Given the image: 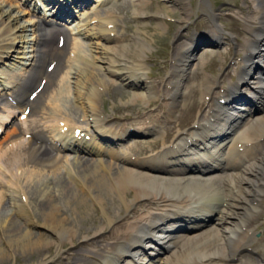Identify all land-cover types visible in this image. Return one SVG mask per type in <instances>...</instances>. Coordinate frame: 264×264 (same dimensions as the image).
<instances>
[{
	"label": "bare ground",
	"instance_id": "1",
	"mask_svg": "<svg viewBox=\"0 0 264 264\" xmlns=\"http://www.w3.org/2000/svg\"><path fill=\"white\" fill-rule=\"evenodd\" d=\"M31 1H33L34 6L32 10H38L39 6L37 4H41L42 0ZM45 1L52 7H55V10L60 5L67 8L79 5L78 8L85 9L89 2V0H83L82 3L78 2L79 0ZM67 1L68 3L66 4ZM174 1L179 2L181 5L183 4V0ZM254 2L257 6L255 9L256 17H253L256 24L253 27H249L251 38L247 40L246 44L241 40L238 41V44L243 46L244 57H240L242 64L241 61L240 64H237L240 66L235 73L237 77L236 82L225 86L223 93L216 98L212 95V89L217 85L216 83L219 80L211 79V82L209 80L204 81L203 95L208 99L200 103L197 102L200 113L194 116L196 119L195 129L196 131L198 130L197 133L200 132L203 136L195 138L189 134L186 137L183 135V132L174 131L175 125L168 126L167 132L164 138L161 139V142L156 139L148 140L141 146L126 144V146H122L123 153L113 150L116 148V141H121L125 134L129 136L130 132L127 130L132 123L124 122L121 125L114 121L107 125L103 122L107 120L104 114L105 110H99L98 105L100 103H97L103 100L102 90H105V88L111 91L113 95L122 91L119 87L114 86L115 83L112 79H109L102 73L101 66H98L95 70H92L91 68L93 67H90L96 65L95 63L98 60L106 63L107 68H105V71H107L109 77L110 75L115 76L121 68L128 67L127 60L122 57L125 56L127 58L125 53L118 54L116 58L106 57L105 53H103L105 57H97L94 54L96 51L94 48L99 45L94 40H99L100 38L111 40L110 38L115 36L112 33L113 30L109 27L111 25L115 26L113 20L107 18L103 21L106 16H109V12L104 10V14H101L102 12L97 13L95 11L93 13L94 18H92V15L91 17L88 15L78 28V33L87 38V41L84 40L81 43L82 46L77 42H72L68 47V40L65 36L61 37L59 36L60 34L57 35L54 31L43 27L40 22L36 21L37 19H29L26 23L18 24L19 16H12L9 13V9H4V4L0 2V61L4 57L13 55V52L17 50V46L26 45L22 47L25 50L22 53L25 55L17 57L24 59L21 62L25 65L24 68H19V70L16 68L14 74H11L14 77L13 80L11 78L12 82H9L10 90H3L2 86L0 89V104L4 101V95L12 96L11 99L17 104L14 107L19 114H23L22 119L26 122V126L24 127L21 122L16 121V114L10 121H4L8 118V114L4 118H0V130L4 127L0 136V177H3L5 180V182L0 181V239H14L15 245L22 249V252L27 248L34 250L35 247V250L42 251V246H53L55 241L41 244L38 242V239L43 238L44 234L39 233L34 235V233L25 230V226L40 224L49 229L53 238H57L56 240L60 241L58 242L60 246L63 247L64 238H69L74 243L77 237H83L80 235L83 229H79L78 231L76 223H79L88 214L92 204L93 209L98 205L100 210L95 211L96 214H92V216L87 215V220L89 221L82 220L81 227L91 222L99 229L90 238L91 233H87L83 238L86 240L90 239L91 241L95 236H98L100 229L103 230L104 227H110L109 235L103 238H115L118 241L113 240L110 242L111 239L103 241L102 238L103 242L100 243L96 238L91 242L101 247V250L99 247L98 249H86V251L77 248L81 250L77 251L75 249L74 251L76 252L68 254L67 257L72 258V254H76L78 261L74 263L72 260H75V258H72L67 259V263L62 262L60 264H151L157 255V258H160V264H264V257L260 253L254 259L253 255L242 254L239 251L241 248L246 247L245 240L252 239L249 238L253 234L252 226L247 222L255 218L253 212L256 209V204L264 201V147H262V151L259 150L260 154H257L258 151L252 150L253 147L256 148V143H259V145L260 143L264 144V116L257 118L256 121L250 120L252 122L251 125L247 126L245 123L246 129L243 130V126L240 127L237 122L238 116L241 113L234 116L229 110V104L235 107L237 104L232 103L236 102L231 100L228 104V102L222 101L224 98L226 100L230 99L231 96H233V100L234 98L238 100L237 97H245L248 94L250 106L248 110L244 111L245 113L248 112L246 113L248 115L251 108L259 110L264 104V95H262L264 93V80H262V77H264L262 76L264 75V0H254ZM144 4L145 2H142V5L140 4L141 7ZM64 7L62 8L64 9ZM28 10L25 8L24 12H28ZM60 13H63V11H60ZM43 14L51 16L52 18L49 17L48 19L54 20L52 24L55 28L63 31L62 27H60L62 26L61 20L53 17V13L44 12ZM213 16L216 17V15ZM94 23H96L95 26L93 25ZM29 33L32 37L31 35L30 37L27 35ZM203 42L204 39L198 36V39L193 41L194 45L190 48V51L193 52L196 48H199V45ZM84 44L86 47H83ZM115 48L113 47L112 50L107 48L109 51L104 49V52L117 53ZM141 51H143L142 48ZM190 51H185L186 54L184 52H177L174 56V63L170 73L171 80L169 81L168 91L165 95H163V91L160 89L164 84L165 77H154V86L150 87L151 91H149L146 100L149 105L156 104L162 100L160 103L162 107L164 105L162 103L165 100L164 97H167L170 100V103L167 104L169 106L172 105L171 109L174 110L178 98L185 94L183 90L186 67H189L187 63L190 58ZM228 53L229 51L225 55ZM137 55L135 56L133 75H129L126 79L134 77V81H141V85L148 88L147 85L145 86L146 82L143 80L142 74H140L144 66L139 57L140 54ZM258 57L260 58L258 59ZM73 60H78L80 64L71 62ZM66 67L69 70L66 72L64 81L56 82L57 73H61L60 71ZM2 73L6 76L10 75L5 74V72ZM253 74L256 75L255 82L257 85L255 87L251 86L250 82L246 79L248 75L253 76ZM123 77L126 76L124 75ZM71 78L75 79V81H71ZM150 88L148 89L150 90ZM246 88L248 91H246ZM139 98L142 99L143 97ZM196 100L194 103H196ZM205 102L206 104L208 103L209 108L204 113L201 109ZM146 109L139 110L137 117ZM101 113L104 115V118H101ZM131 113L134 112L130 111L123 118L125 120L134 118ZM80 114H82L84 120L88 121L87 126H90L96 132V139H85V135L88 132L82 133L84 130L80 129H85L84 126H77ZM168 114L169 117H173L171 116V112L166 113V115L163 112L160 117L165 116L166 119ZM231 117H233L232 123H234L228 126V128H231L230 131H233L236 138L233 139L230 149L232 152L238 154L235 159L230 155L225 156L224 162H220V168L222 170L228 169V167L229 169L234 168L238 165L239 161H243L242 175L239 178H229L228 174L225 175V179H223L224 177H190L184 175V172L188 168L174 166V162L176 164L191 162L205 169L208 165L205 161L198 159L199 162H194L193 156L190 154L191 151L188 150V153L184 154V150L186 147L195 146L196 143H199L198 146L204 145L206 147L208 144L207 138H213V134L218 136L217 132L224 131L226 129L225 125L229 120L228 118ZM235 117L237 118L235 119ZM154 118L156 119L154 115H149L146 118L147 123L152 122ZM137 126H140L138 122ZM116 127H118L117 130ZM65 128H67L66 131L64 130ZM145 129L151 131L154 129V133L157 132L155 127L149 125H146ZM19 134H24L26 139L17 140ZM194 134L197 135L196 132ZM170 137H172L171 140H169ZM219 140L216 139V141H219V144L217 142L213 145L216 148L224 142L225 138L222 136ZM91 141L93 145L90 143ZM168 141L169 143L166 145ZM74 145L76 147H72ZM71 147L72 149H84L90 153H107L106 155L112 157L115 161L100 158L94 159L97 157L79 159L77 156H72V159L68 160V167L63 166L66 169L65 173H57L56 171L60 170L57 168L66 159L62 155L63 149H71ZM151 149L159 150L154 154L146 152ZM191 149L193 150L194 147H191ZM240 149H243V151L239 153ZM127 151L138 155L141 154L143 157L131 158L125 154ZM179 154L181 156H178ZM218 155H222V153ZM183 156L188 157L187 159H183ZM227 157H230L232 161L231 159L229 161ZM156 165L166 166L155 167ZM141 169H150V171L159 174L175 173L182 176L178 178L157 176L148 172L144 173ZM17 171H20L21 174L17 175ZM46 173H52V175L50 176ZM230 180L235 181V188L228 190L231 186ZM244 183L249 185L248 190L243 186ZM6 184H9L8 187L13 186L16 189L19 197L17 200L10 198L9 201V199H6ZM216 184H218V188L222 184L223 186H221L226 192L230 193L229 196L224 197L225 199L218 203L224 204L227 212H223L222 217L218 219L217 224L220 226L219 228H215L216 234L207 229L201 233L182 237L180 235L176 236L175 232L173 233L170 230H163L167 233L164 236L169 237L167 238V244H165V249L168 250L169 255L162 259L158 254L159 251H154L155 248L152 247V244H148L149 246L146 244V242L156 243L165 238L156 237L153 232H162L165 226L164 223H166L163 222L165 219L173 220L168 223L170 228L178 226L176 222L178 220L179 224L186 221L184 223H188L189 226L204 220L201 217L198 220L189 222L191 220L189 215H181L182 212L178 209H182L181 207L186 205H194L197 207L193 211L195 214H188L193 218L195 215L199 217L203 210L208 211L207 197L209 195L208 191L211 189H207ZM89 200L92 201L91 204ZM10 203H13V205ZM144 204L148 205L151 209L148 210L145 216L140 217L139 221H137L138 219H134V221L126 220V217L125 221L118 222V225L115 227L111 226L113 220L122 217L125 213L129 214L127 212L129 208L135 209L140 205L144 206ZM117 208H119V211L117 214H113L112 210L114 211ZM138 208L134 211L133 216H141ZM231 208H234L235 211L230 210L231 212H229L228 210ZM154 210L157 213H153ZM100 212L101 217H98L97 215ZM217 212H221V210L218 209ZM69 213L71 217L67 215ZM203 216L209 218L207 215ZM78 217H81V219ZM184 218L188 220H184ZM209 220H212V217ZM161 226L162 229H160ZM84 231L87 232V230ZM139 233L141 235L137 237ZM114 242L115 244H113ZM142 242L145 243L142 244ZM161 242L164 244L163 240ZM151 247L152 250H147L151 249ZM15 250V248L9 251L7 249V252L6 249L1 250L0 261L4 255L14 256ZM107 250H111L112 253L109 252L110 254H107ZM54 264H57L55 260Z\"/></svg>",
	"mask_w": 264,
	"mask_h": 264
},
{
	"label": "rangeland",
	"instance_id": "2",
	"mask_svg": "<svg viewBox=\"0 0 264 264\" xmlns=\"http://www.w3.org/2000/svg\"><path fill=\"white\" fill-rule=\"evenodd\" d=\"M98 1L99 2H97V0L95 1L91 0L89 2L90 6L84 9L83 13H81L82 11H79L77 13V18L75 19L76 21H79L80 19H84L82 15H81L82 18L79 19L78 15H80L81 13V14H84V16H87L93 11L94 7L95 8H94L93 13L97 10H98L97 13L102 12L101 14H104L103 13L104 10L108 11L109 16H106V18L103 19V21H105L107 18L113 20L116 27L114 25H111L109 27L113 30L112 33L113 35L115 34V36H112L110 38L111 40H104L103 38H100L101 40L100 39L94 40V42L99 44L98 47L94 48L96 49L94 54L97 57H105V54H106V57H110V58L111 57L116 58L117 55L121 53H125L127 56V58L125 56H122V57H124L127 60L128 67L123 68V69L121 68V70H119V72L116 73L115 76L110 75L109 77V74L107 75V71H105V68H107V65L106 63H103L100 60L96 61L95 63L96 65L90 66V67H93L91 68L92 70H95L98 66H101L102 73L106 75V77H108L109 79H112V81H114L115 83L114 86L119 87L122 91V92H119L118 94L113 95L111 91L107 90L106 88L105 90L104 89L102 90L103 100L98 101L97 103L98 104L100 103L98 105V109L101 111L105 110L104 114L107 116V117L105 116L107 120L103 122L106 123L107 125L111 124L114 121L116 123H120L121 125H123L124 122L126 123L131 122L132 125L130 126L136 129L134 131L135 134L127 136L126 138H122L121 142L118 145H116V148L117 149L119 148L118 149L119 153L121 152V150H123L122 146H126V144H133V146H141L144 142H147L148 140H156V139L157 141L161 142V139L164 138L167 132L168 126L175 125V128H174L175 132L177 131L185 132L186 130H188V128L194 124V121H195L194 116L198 115V112L200 113L199 104H197V102L200 103L208 99L204 97L203 95V88H204L203 85H204L205 80L207 81L209 80V82L215 79L219 80L216 83L217 85L212 89L213 95L215 96L222 94L223 88L225 86L230 85L232 82L233 83L236 82L237 77L235 76V73L237 71V68L240 66L237 64H240L241 58L244 57V53H243L244 51L242 48L243 46H240L238 44V41L241 40L244 42V44H246L247 40L251 38L249 27L250 26L253 27L256 24L255 18H253V17H256L255 9L257 7L254 4L255 3L254 0H183L182 5L179 4V2H175L174 0H106V1L98 0ZM0 2L4 4L3 5L4 9H9V13L12 16H17V15L19 16L18 24L26 23L30 19V11L24 12L26 6L23 4V0H0ZM100 2L102 3L104 2V3L101 4L100 6ZM142 2H145L143 7H141ZM124 3H128V4H124ZM85 10L86 12H88V14L85 13ZM137 12H139V14H137ZM213 15H216V17H214ZM94 17H95L94 14H92V18ZM248 17H249V20H248ZM80 23H82V20ZM194 33H197V34H194ZM198 34L200 35L205 34V36L207 37H203L204 42L201 45H199V48H196V50L191 52L190 51L191 50L190 48L192 47L191 41L193 43V41L198 39V36H199ZM27 35H29L30 37L31 34L29 33ZM208 37H211V38L209 39ZM84 40L87 41V38H84L83 36H72L70 37L69 42L77 41L82 46L81 43H83ZM25 46L26 45L17 46L16 48L17 50L13 52V55L4 57L3 60L0 61V83L5 82L7 80L4 78L7 76L4 75L2 72H5V74H14V71L11 69L21 66V62L24 61V59H20L17 57L25 55L24 53H22V51L25 52V50H23L22 48ZM84 46L85 44L83 45V47ZM113 47H116L115 49L117 53L114 52L113 54L111 52H108V53H106V51L104 52V49L109 51L107 48H110L112 50ZM141 48L143 49V51H141ZM129 51L130 53H128ZM185 51H190V54H189L190 58L188 59V63H187L189 64V67L188 68L186 67L185 85H184V90H183L185 94L178 98V102L175 105L176 107L174 108V110L171 109L172 106H169L166 103L169 100V99L167 100V97H164L165 100L162 103H166V104H164L162 107L160 106V103L162 100H160L156 104L150 103L151 105H149V103L146 100L149 95V91H151L150 87L154 86V81H155L154 77H158V76H162L163 78L165 77L164 84L163 85L161 84L162 86L160 87L161 91H163V95H165V93L168 91L167 87L169 85V81L171 80L170 73L172 70L173 63H174V56L177 54V52L182 53ZM227 51H229V53L225 55ZM137 54H140L139 57L144 66L140 74H142L141 76L143 80L146 82L145 86L147 85L148 88H150V90L147 87H144L143 85H141V81L139 82L134 81L133 80L134 77H132L133 84L129 81L130 78L126 79L129 75H133L132 72L134 71L133 70L134 63L136 60L135 56H138ZM259 58L260 57H258V59ZM71 62H75V64L76 63L80 64L78 60L77 61L73 60ZM241 64H242V61H241ZM126 69L128 70L126 71ZM68 70L69 69L66 67L60 71L61 73L58 72L56 76L57 78L56 82L58 81L60 82L61 80L64 81L66 72ZM255 74H253V76L251 77L252 78L251 81H249L250 85L254 87L257 85L255 82L256 81ZM124 75L126 77H123ZM71 81L74 82L75 79L71 78ZM246 91H248L247 88H246ZM262 95H264V93ZM139 97H143L142 98L143 100L140 99ZM195 100H196V103H194ZM123 107H126V108L123 109ZM207 107H208V103L206 104L205 102L201 111L205 112L207 110ZM143 109H146L144 110L145 112L144 111L141 112L139 114L140 116L137 117L138 111L143 110ZM241 109L242 108H240L239 110ZM130 111L134 112V113H131L133 114L134 118L125 120V118L123 117L125 115H128ZM163 112H165V115L166 113L171 112V116L173 117H169V114H168L166 119H165V116H163L162 118L158 117L159 118L158 123H156L157 118L154 119V121L151 124L149 123V125H155V127L158 129V131L155 133L154 132L148 133L147 131H142V130H145L143 127L146 126L144 125L146 123H143V122H146V118L149 115L157 116L158 114V116H160ZM7 113L8 111L6 110V108L3 111L0 110V117L6 116L5 114ZM262 116H264V104L259 111L253 114L254 118L253 117L250 118V116L247 115L245 117V120L243 119L242 121L243 123L241 122V124L244 125L246 123L247 126L251 125L252 122H250V120L256 121L257 118H261ZM79 117L80 118L78 119L77 126H84L87 129L86 125L88 124V121L84 120V118L82 117V114H80ZM15 118H16V121L21 122V124L24 127L26 126V122L20 119L21 115L17 114ZM101 118H104V115L102 113H101ZM247 120L249 121L247 122ZM137 122H138V125L140 126H137ZM113 126H115V124H113ZM244 129H246V127L245 128L243 127V130ZM64 130L66 131L67 128H65ZM116 130H117V127H116ZM138 130H141V131H138ZM240 131L242 132V129ZM188 133H190V131L185 133V135ZM18 137L19 138L17 140L26 139V136L24 134H21V135L19 134ZM171 139L172 137H170L169 140ZM168 143L169 141L166 143V145ZM255 146L256 148L253 147L252 150L253 151L256 150L255 152L258 151L257 154H260L259 150L262 151L261 149L262 147H264V144L260 143L259 145V143H256ZM151 150L150 151L147 150L146 152H150V153L152 152L153 154L157 152V150L155 149H151ZM241 151H243V149L240 150L239 152ZM127 152H128L127 155H129V157L140 158V156H143L141 154L139 155L134 154L131 151H127ZM62 155H63V158H66V159L63 162H61L62 164H60V167L57 168V169H60L59 171H56L57 173H65L66 169L63 166L68 167L69 165L68 160H71L72 156H77V158L79 159H85V158L89 159L94 156H99L100 159H103V160H112V161L114 160L112 157L108 155L90 154L86 152H75L72 150H63ZM230 156L232 157V155ZM232 158L235 159V157H232ZM94 159H99V158H94ZM195 159L196 161L199 162L198 160L199 158H195ZM242 163L243 161L242 162L239 161L236 167L232 169H227V171L230 172L228 174L229 178L234 177V179H237L242 175ZM4 170L6 169L4 168ZM141 171L144 173L148 172L149 174H152L151 172L147 170H141ZM5 172L8 174L7 171ZM221 172L222 171L220 170L219 172L211 176L216 177L218 176V174L220 175ZM224 173L225 172L223 171L222 175L219 177H224L223 179H225V175L228 172H226L225 174ZM20 174L21 172L17 171V175H20ZM46 174H49L50 176L52 175V173H46ZM0 181L5 182L3 177L2 178L0 177ZM230 184L231 186L228 188V190L232 188L234 189L235 181L230 180ZM217 185L218 184L213 185L212 187L207 189V190H210V189L211 190L208 191V194H209L208 197L206 195V197L208 198L207 200L209 202L207 203L208 207L209 206L213 207L212 209L213 211H209L206 213H210V214L212 213V216H213L212 220H214V222L210 221L206 227L202 228V231L208 229L214 234H216L215 228H219L220 226L217 224L218 219L222 217L223 212H227L225 205L218 204V203L221 202L223 199H225L226 196L230 195V193L226 192V190L222 187L223 186L222 184L219 185L220 188H218ZM6 186H7L6 187V192H7L6 199H9V201H10V198L17 200V198L19 197H18V193H16V189L13 188V186L8 187L9 184H6ZM243 186L246 187L248 190L249 185H246L244 183ZM263 202L256 204V209L253 212V215L255 216V218L247 222L251 224L252 226L253 234L249 237L252 239L245 240L246 249L241 248L239 250L240 253L242 254L253 255L254 259L258 257V255L253 253L255 251L260 253L261 256L264 257V203ZM89 203L91 204L92 201L89 200ZM211 203H213L214 205H211ZM10 204L13 205V203H10ZM92 206L93 205L91 204L90 210L87 214L88 216H92V214H96L95 211L97 212L98 210H100L98 205H96L94 209L92 208ZM147 206L148 205L144 204V206L140 205L138 206L139 208L137 207L139 210H142L143 208L142 211L138 210V212L141 213V216L140 215L133 216V213L134 211H136L137 208L135 209L132 207L131 209L129 208L127 211L129 214L125 213L122 217L113 220V223L111 224V226L115 227L116 225H118V222L120 223V222L125 221L126 217H127L126 220L134 221V219H138L137 221H139V218L145 216V214L148 213V210L151 209L149 206L148 207ZM118 209L119 208L115 209L114 211L112 210L113 214L115 213L117 214V212L119 211ZM218 209H220L221 212H217ZM230 210L235 211L234 208H231L228 211L231 212ZM155 211L156 210H154L153 213H157ZM67 215L70 216V213ZM87 215H85V217H83L82 219L81 217H78V218H80L81 221L84 219L87 220L88 218ZM100 215H101V212L97 216L101 217ZM81 221L79 223H76L77 224L76 226L78 228V231L79 229H83V232L80 233V235H82L83 237L86 236L87 233H91V235L89 236L90 238L93 235V233L99 229L95 225H93L91 222H89L88 225L81 227V223H82ZM25 228H26L25 229L26 231H30L34 233V235L39 234V233L44 234L43 238L38 239V242H40L41 244L51 243L52 241H55V244L53 246H46V247L42 246L43 247L42 251L35 250L36 249L35 247L34 250H30V248H27L24 250V252H22V249L18 248L17 245H15L14 239H6V238L3 239L2 238L0 239L1 240L0 241V251L1 250L3 251V249H6V252H7V249L9 251V250H13L14 248L16 250H15L14 256L4 255L3 259L0 261V264H18V263L19 264H42V263L43 264H54V260L57 264H60L62 262L67 263L66 260L72 259V258H75V260H72L75 263L76 261H78V259H76V254H72V258L67 257L68 254L76 252L74 251L75 249L81 248V249H84V251H86V249L90 250L92 248L98 249L99 246H97V244L95 243H92L91 241H94L97 238L96 240H99V242L102 243L103 241H109L111 239L109 237H107L106 239L103 238L105 236H108L110 232V227H106V228L104 227L103 230L100 229L98 236H95V238H93L91 241L90 239L86 240L83 237L82 238L77 237V240L74 241V243H72L71 240H69V238H64L63 240L64 242L62 243L63 247H62L60 246V243H58L60 241L56 240L57 238H53L49 229L44 227L43 225L38 224L36 226H25ZM84 230H87V232H85ZM202 231H199L198 233H201ZM154 234L156 235V233ZM102 238H103V241H102ZM113 240H115V238L111 239L110 242H112ZM113 244H115V242ZM81 249H77V251ZM99 249L101 250V247H99ZM109 252L111 253V250H109L107 254H109ZM26 253H29V254H26ZM163 255L164 253L162 252V256H160L162 257V259L167 257L169 255V252H167V254L165 253L164 257ZM159 259L160 258L156 259L157 264H160L159 262H161ZM58 260H61V261H58Z\"/></svg>",
	"mask_w": 264,
	"mask_h": 264
}]
</instances>
